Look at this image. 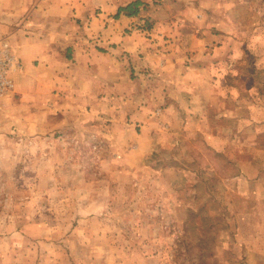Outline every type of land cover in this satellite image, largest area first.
<instances>
[{"label": "crops", "instance_id": "obj_1", "mask_svg": "<svg viewBox=\"0 0 264 264\" xmlns=\"http://www.w3.org/2000/svg\"><path fill=\"white\" fill-rule=\"evenodd\" d=\"M136 1H141L138 14L123 11ZM263 3L264 0H0V40L9 43L15 62L11 72L16 73L15 81L11 80L14 89L4 97L0 120L8 133L17 128L19 135L34 134L33 151L47 150L50 164L36 163L34 181L40 186L36 192H27L32 177L4 176L5 195L0 198L8 203L0 207V216L8 219H0L1 228L11 234L14 229L20 233L29 226L33 229L32 224L36 226L37 222V226L44 224L38 199L47 197L45 182L57 183L67 177L75 187L104 185L106 181L115 185L118 181L107 179L105 167L119 169L125 164L135 168L141 177V169L153 168L152 159L162 156L164 172L175 166L178 176L174 185H184L191 163L173 155L172 149L186 152L202 146L209 150L207 155L212 152L217 157L212 167L219 164L220 156L227 157L230 168L238 165L240 157H224L221 153L228 144L236 145L241 153L252 152L253 110L241 115V129L235 125V111L224 115L228 123L233 122L231 127L213 131V121L219 119L217 103L226 102L233 107L240 101L251 109L252 99H257L251 93L248 99L223 93L221 89H229L231 83L221 74L226 69L239 68L234 64L236 57L242 52L243 56L247 54L245 49H239L238 40L264 39ZM155 6L162 10L160 15L152 12ZM168 10H174L173 15ZM240 29H244L242 36ZM251 52L257 56L264 53ZM263 99L259 98L260 103H264ZM242 121L248 122L245 125ZM198 135L204 136L205 142L197 141ZM22 137L26 143V136ZM44 140L51 143L44 145ZM213 141L218 147L212 145ZM1 151L12 154L6 146ZM87 152L92 154L88 157L94 163L83 159ZM41 158L36 160L42 162ZM172 158L177 160L175 165L169 163ZM60 166L66 170L56 173ZM88 166L92 168L87 169ZM45 167L56 170L45 174ZM73 167H79V175L74 177L73 171H68ZM238 178L234 172L229 173L224 182L233 184ZM14 180L19 182L15 188ZM169 180L172 183L171 176ZM199 182L203 180L196 178ZM101 189L95 188L99 192L93 194L98 200L86 194L88 202L77 201L75 206H66L64 202L70 200L66 195H53L52 202L62 206L52 208V214L80 217L74 227L85 237L73 243L70 239L59 245L56 242L55 253L48 258L51 264H84L91 257L90 249L101 250L104 243L97 246L95 235L91 234L94 225L82 220L84 217L94 222L100 218L108 231L113 230L114 223L117 230L116 218L111 217L117 214L107 203L111 197ZM79 192L85 191L78 188L72 201ZM27 199L35 203L27 205ZM22 200L25 202H19ZM26 214H34V222L12 221L13 217ZM122 244L116 243L117 253ZM81 248H87V253ZM3 251L0 249V264L28 263L27 257L14 260V254L8 256ZM98 252L93 261L108 264L105 251ZM44 259L37 257L36 264H42Z\"/></svg>", "mask_w": 264, "mask_h": 264}, {"label": "rangeland", "instance_id": "obj_2", "mask_svg": "<svg viewBox=\"0 0 264 264\" xmlns=\"http://www.w3.org/2000/svg\"><path fill=\"white\" fill-rule=\"evenodd\" d=\"M159 11H162L160 7H156L152 12L155 15H160ZM172 12L174 10H168V14L173 15ZM164 14L166 15V13ZM243 30L240 29L238 32L241 36L244 33ZM237 45L239 49H245L248 55L243 56V52L240 53V56L236 57L234 61V64L239 68L232 67V70L226 69L225 73L221 74L222 79L231 83L229 89L224 88L221 91L229 97L246 96L247 99L251 93V96H255L257 99H252L251 109L248 108V105L241 104L240 101V104L236 103L233 107L231 104L227 105L226 102L217 103L220 110L217 114L219 119L213 121L215 126L213 131L220 127L233 125V122L228 123L224 119L226 113L232 115L235 111L237 114L235 125L239 126L241 115H247L250 110H253L254 117L250 123V146L254 147L252 152L241 153L236 150V145L229 147L228 144L225 146L224 153H221L224 157L226 154L233 155L234 158L240 157L238 165L230 168L232 165L227 162V157L220 156L219 164L212 167V163L217 161V157L212 152L207 155L209 150L206 146H202L198 149L191 147L186 149V152L179 149L178 152H174L172 149L173 155L178 156L183 162L188 160L191 163L184 185L183 182L180 185H174V178L176 175L178 176L176 173L178 169L175 170V166L164 172V169L161 168L162 156L155 160L152 159L153 168L147 166L141 169V177L138 176L135 168L126 167L125 164L119 169L111 166L105 167L104 172L107 174V179L118 181L115 185H110L112 182L106 181L104 185L80 184L75 187L68 182L67 177L61 178V181L57 183L47 184L45 182L43 187L47 197L41 201L38 199V207L43 208L44 212V224L37 226V222L36 226L32 224L34 225L33 229L29 226L26 232L21 233L14 229L11 234L2 229L0 225V249L4 248L3 252L8 256L11 253L14 254V260L23 256L27 257V264H36L37 257L45 258L42 264H51V259L48 258L53 257V253H55L53 245L56 242L59 245V242L70 239L73 243V240L85 237V234L77 232L74 227L75 224H79L77 219L80 217L52 214V208L62 206L52 202L53 195H66L70 199L64 202L66 206H71L73 203L75 206L77 201L81 204L88 202L86 194L92 195V199L98 200V197H93V194L99 192L95 188L101 187V191L106 190L108 197H111L107 203L117 214L111 215L116 218L117 230H114L115 224L113 223V230L108 231L103 222L99 220L100 218L95 222L87 217L82 219L88 220L91 225H94V233L91 234L95 235L94 240L97 246L104 243L101 250L99 247L96 250L94 248L89 250L91 257L84 264H103L99 260L93 261L95 252L99 254L98 251H105L102 253L108 257V264H264V111L262 108L264 103H260L259 100L264 96V53L261 54V50L264 51V39L261 42L258 39H241L237 41ZM251 51L258 54L260 52L261 56L253 55ZM245 65L252 70L250 75L252 85L247 86L236 79L227 78V75H241ZM9 78L15 81L16 73L11 72ZM213 94L221 96V94ZM262 101L264 102V99ZM159 107L160 105L157 106V108ZM1 121L0 196L5 195L3 190L6 189V185L3 178L6 175L7 178L26 176L27 179H30L32 177L33 180L29 181L27 186L25 184L23 186L27 187L28 193L36 192V187H40L34 181L36 163L50 165L46 157L47 150L33 151L36 147L34 134L19 135L16 133L17 128H13L14 133H8L5 123ZM247 122L242 121L245 125ZM241 128L242 126L238 127V129ZM22 136H26L24 137L26 143L21 140ZM196 137L197 141L205 142L204 136ZM211 137L214 136L211 135ZM49 143H51L49 140H44V145ZM77 143L78 141H75V144ZM212 145L218 147L216 141H213ZM4 146L11 149L10 156L8 155L10 152L1 151ZM79 152L80 150L77 152L78 155ZM63 155L65 154L63 153ZM88 155L92 156L90 152H87L83 159L86 163L88 161L94 163ZM39 158L42 159V162L38 161ZM175 161L177 160H169V163L175 165ZM89 168L92 167L88 166L87 169ZM44 169L47 171L45 174H51L56 170L51 167ZM64 170L66 169L60 166L56 173L64 172ZM69 170L73 171L72 177L79 175V167ZM233 172L239 178L233 184H225L226 176ZM170 176L172 183L169 180ZM196 178L203 182L196 183ZM14 183L12 185L14 188L19 186V182L14 180ZM78 188L85 192H79V196L76 195V200L72 201L71 199L75 196ZM78 197L80 200H77ZM102 201L104 200L101 199ZM19 202L23 203L25 200ZM26 202L29 205V203H35V200L27 199ZM6 203H8L6 199L3 201L0 198V207L5 206ZM24 205L25 203L22 206L24 207ZM35 206L36 204L33 207ZM27 213H29L28 209ZM33 218L36 219L34 214H29V216L26 214L22 218L15 216L12 221L17 224L19 220L23 221L24 219L34 222ZM0 219L8 218L0 216ZM1 223L4 224V221ZM119 241L123 244L119 248L120 252L117 253L115 245ZM105 243L108 248L103 247L106 246ZM84 250L87 253V248H81L80 251ZM62 251L60 249L61 253ZM71 264H83V261L81 263L71 261Z\"/></svg>", "mask_w": 264, "mask_h": 264}, {"label": "built area", "instance_id": "obj_3", "mask_svg": "<svg viewBox=\"0 0 264 264\" xmlns=\"http://www.w3.org/2000/svg\"><path fill=\"white\" fill-rule=\"evenodd\" d=\"M14 57L11 54L9 43L0 40V115L3 109V100L13 89V83L9 78V74L14 70Z\"/></svg>", "mask_w": 264, "mask_h": 264}, {"label": "trees", "instance_id": "obj_4", "mask_svg": "<svg viewBox=\"0 0 264 264\" xmlns=\"http://www.w3.org/2000/svg\"><path fill=\"white\" fill-rule=\"evenodd\" d=\"M139 3H141V1H136L134 3H131L128 6L124 7L123 11L127 12V14H129V15L138 14ZM242 69H243V72L241 75H228L227 78L230 80L236 79L240 83L245 84L247 86L252 85V81H251V77H250L252 70H250V68L246 65ZM236 74H239V73H236Z\"/></svg>", "mask_w": 264, "mask_h": 264}]
</instances>
